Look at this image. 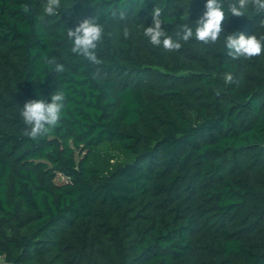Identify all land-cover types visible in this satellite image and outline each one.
Instances as JSON below:
<instances>
[{"label": "trees", "instance_id": "16d2710c", "mask_svg": "<svg viewBox=\"0 0 264 264\" xmlns=\"http://www.w3.org/2000/svg\"><path fill=\"white\" fill-rule=\"evenodd\" d=\"M206 2L73 0L70 17L49 25L36 0H0V256L6 264H22L36 238L48 235L86 263L60 257L42 264H95L88 246L111 264H264V53L253 58L260 74L247 75L222 43L193 41L169 53L143 36L156 6L172 35L181 23L194 28ZM224 11L222 35L243 33L251 16L259 24L255 34L264 36V13L249 6L236 17L226 4ZM91 17L107 23L109 34L98 49L104 63L97 79L95 66L71 54L66 37V28ZM51 55L66 67L58 77L45 63ZM57 87L66 94L61 122L32 140L20 108L48 99ZM105 143L117 144L128 160L102 174L89 166V153ZM145 201L155 206L143 229L135 223L141 234L130 257L112 220ZM18 208L28 213L22 220ZM5 224L26 227L25 233L6 235ZM61 234L73 235L74 244Z\"/></svg>", "mask_w": 264, "mask_h": 264}, {"label": "clouds", "instance_id": "9594fccd", "mask_svg": "<svg viewBox=\"0 0 264 264\" xmlns=\"http://www.w3.org/2000/svg\"><path fill=\"white\" fill-rule=\"evenodd\" d=\"M227 5L228 12L236 17L245 15L249 6L256 14L264 13V0H207L205 11L195 21L193 28L187 23L177 25L174 34L169 35L162 27L163 7L156 6L150 13L152 25L144 27L143 36L153 47H160L165 52H179L184 44L195 41L202 46H215L222 43L227 49L228 56L233 59H251L264 53V36L245 35L243 33L224 34L222 23L225 20L224 6ZM22 11L28 14L31 11L29 5L21 6ZM61 7V0H46L43 5L44 14L47 17L57 15ZM112 15H115L113 12ZM123 19V13H121ZM188 19L187 11L184 20ZM107 23H100L97 17L85 18L78 22L75 28H66V37L71 41L70 52L76 57L89 62L95 66L92 78L97 79L101 75V65L104 61L98 57V49L103 44L108 33ZM123 36L127 39L130 35L128 28L122 29ZM223 37V39H221ZM51 72L58 77L66 71L65 64L57 56H48L45 60ZM226 83H233L231 73L224 74ZM65 91L57 87L48 99H31L20 108V116L26 126L25 135L32 140L46 136L51 133L61 122L65 109Z\"/></svg>", "mask_w": 264, "mask_h": 264}, {"label": "rangeland", "instance_id": "374dc122", "mask_svg": "<svg viewBox=\"0 0 264 264\" xmlns=\"http://www.w3.org/2000/svg\"><path fill=\"white\" fill-rule=\"evenodd\" d=\"M37 6L42 13V17L44 21L49 25L58 23L71 15L70 5L73 3V0H61V7L57 12V15L52 17H47L43 11V5L46 3V0H36ZM248 25V26H247ZM247 25L243 29V34L245 35H253L255 34L259 27L258 22L252 20L251 16L247 22ZM264 60V59H262ZM240 61L243 65V74L247 75H258L260 72L256 70V64L253 62L254 59H245L240 58ZM264 65V62H263ZM149 81H152L148 79ZM246 83H251L250 78H244ZM153 82V81H152ZM90 162L89 166L96 168L102 174H106L108 171L114 169L117 165H120L128 160V157L124 153V151L114 143H105L99 146H96L89 153ZM56 183H60L63 181V178L57 177L55 179ZM10 187L12 186V179L9 182ZM155 206V202L145 201L140 203L136 207H132L129 209H125L120 215L115 217L112 220L114 225H118L120 236L124 235L125 241V253H128L130 257L135 253L134 245L136 240L139 238L141 233L137 232L136 224L137 221L142 222L141 229L145 227L151 217V209ZM19 217L20 219H24L28 213L19 209ZM135 224V225H133ZM17 229L18 233H25L26 227H12L10 224H5L3 232L6 235L12 234L11 230ZM60 231V230H59ZM62 231V230H61ZM62 238L67 239L70 243L74 244V236L73 235H64L61 234ZM35 246L32 250H29L25 256L22 264H42L49 260H58L62 257L65 261H72L76 263H86V257H74L72 255H76L74 248H69L65 244H60L59 239L52 235L41 236L36 238ZM86 255L94 261L95 264H111L110 259L104 256L96 246H88L86 249ZM5 262V261H4ZM2 264H6V263Z\"/></svg>", "mask_w": 264, "mask_h": 264}, {"label": "built area", "instance_id": "2783aa9c", "mask_svg": "<svg viewBox=\"0 0 264 264\" xmlns=\"http://www.w3.org/2000/svg\"><path fill=\"white\" fill-rule=\"evenodd\" d=\"M4 262V258L3 256H0V264H2ZM5 263V262H4Z\"/></svg>", "mask_w": 264, "mask_h": 264}]
</instances>
